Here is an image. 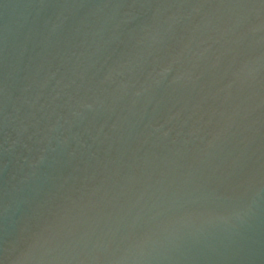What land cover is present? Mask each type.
<instances>
[{"label":"water","instance_id":"1","mask_svg":"<svg viewBox=\"0 0 264 264\" xmlns=\"http://www.w3.org/2000/svg\"><path fill=\"white\" fill-rule=\"evenodd\" d=\"M0 264H264V0H0Z\"/></svg>","mask_w":264,"mask_h":264}]
</instances>
